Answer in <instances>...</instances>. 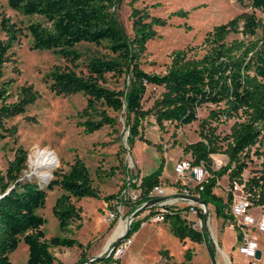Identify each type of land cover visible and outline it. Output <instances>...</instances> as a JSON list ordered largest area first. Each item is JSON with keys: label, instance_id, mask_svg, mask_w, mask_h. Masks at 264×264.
I'll return each instance as SVG.
<instances>
[{"label": "trees", "instance_id": "trees-1", "mask_svg": "<svg viewBox=\"0 0 264 264\" xmlns=\"http://www.w3.org/2000/svg\"><path fill=\"white\" fill-rule=\"evenodd\" d=\"M236 1L251 12L214 26L206 33L198 49L173 52L165 72L155 74L142 68L141 59L146 43L154 37L152 28L165 25L162 19L151 18L132 7L133 34L129 37L112 12L119 4L118 0H6L9 8L20 16H38L45 20L44 25L32 23L25 28L32 39L31 49L34 51H53L69 63L76 64L83 59L77 46L107 44L111 56L87 58V75L54 66L43 78L54 96L82 94L87 97L85 108L78 113L82 121L77 123L85 134H93L105 127L115 129L117 126L118 117L108 115L98 106L122 113L128 130L129 148L136 140H145L141 129L148 118L153 119V125L159 130H164L165 124L177 130L196 122L199 108L214 106L215 109L210 110L199 123V140L185 145L182 153L190 156L192 167L203 165L208 173L202 183L190 189L192 194L198 195L199 202L212 206L216 217L229 220L238 232L229 215L233 201L231 191L223 198L216 195L214 190L218 181L226 176L230 188L234 182L245 185L253 208L264 207V152L256 149L255 156L261 160L259 168L250 172L247 180L243 179L248 169L250 149L264 142V20L256 17V12L264 16V0ZM182 13L178 11L176 14ZM0 29L4 34V39L0 41L2 142L6 138H13L16 133L14 126L7 125L8 121L24 115L39 94L31 85H25L19 89L17 100L10 102L11 90L17 81L11 77L5 78L3 69L6 63L13 61L10 51L18 43L22 30L4 16H0ZM231 36L240 38L229 41ZM197 50L202 51L200 56ZM106 75L122 78L123 89L111 90L102 86ZM148 87L160 89V93L152 107L144 109L143 101ZM231 120L234 122L228 133H216L220 123ZM220 154L225 155L228 162L224 167L213 170L212 156ZM26 163L27 153L18 147L6 170H0V264H13L9 256L21 241L28 249L27 264L59 263L51 249L74 247L81 251L78 264L86 263L89 259L87 249L76 239L66 236L71 234L72 224L81 220L72 200H100L98 189L93 186L84 162L76 158L67 173H54V178L45 188L35 180L23 177ZM162 172L163 163L157 171L142 178L139 173L130 177L139 179L140 183L138 186L131 185L133 190L139 191L138 200L132 206L126 201L121 202L131 206L128 215L152 200L150 194L161 185ZM101 173L97 171L98 179L103 177ZM108 176H114V172ZM54 188L62 191L52 209L62 235L47 240L42 231L45 220L36 211L45 206L47 193ZM112 199L114 197L111 196L103 198L106 204ZM148 212L142 219L132 221L122 243L155 215L162 216L163 223L168 224L170 232L180 242L188 239L198 245L208 243L203 231L191 228L188 220L182 216V210L165 206L162 210L149 208ZM113 224L114 221L110 228ZM237 240H241L239 232ZM191 259V250H186L181 264H191ZM112 262L118 264L111 256L97 264Z\"/></svg>", "mask_w": 264, "mask_h": 264}, {"label": "rangeland", "instance_id": "rangeland-1", "mask_svg": "<svg viewBox=\"0 0 264 264\" xmlns=\"http://www.w3.org/2000/svg\"><path fill=\"white\" fill-rule=\"evenodd\" d=\"M119 4L112 12L117 16L125 33L132 36V7L148 14L151 18L162 19L163 26L152 28L154 37L146 43L145 53L141 59L142 68L149 73L162 74L170 64V56L173 52L198 49L207 32L214 26L225 24L242 13H250L251 10L240 6L236 0H118ZM183 11L181 15L176 14ZM0 16L10 18L22 33L18 43L10 51L13 61L5 64L3 69L5 78L16 79V85L11 90L10 102L17 100L19 89L25 85H31L39 94L34 104L27 108L24 115L8 121L9 127L16 128L15 135L0 142V170L5 171L10 161L14 159L15 151L21 147L27 153L26 169L23 177L35 180L45 188L47 183L54 178V173H67L69 166L76 158L81 159L93 180V186L98 189L100 200L84 198L80 201L72 200L80 213L81 220L71 226L69 238L76 239L87 250V257L91 260L103 257L107 251L109 242L118 224L128 223L130 207L121 204L123 200V186L132 175L139 173L142 178L159 169L163 163L161 175V187L167 193L182 184L178 179L174 168L182 161L191 162L189 155L182 153L185 145L199 140V123L205 119L212 105H205L197 111V121L190 126L180 127L165 124L164 130L154 126L152 118L142 124L144 141L136 140L129 148L127 145L128 130L124 124L122 113H114L110 109L98 106L112 117H118L115 129L105 127L93 134H85L77 125L82 121L78 116L86 106L87 97L82 94L69 96H54L47 89L43 78L54 66H61L74 70L78 74L87 75L85 64L90 57H110L107 44L101 46L80 45L77 51L81 52L83 59L76 64L69 63L56 55L53 51H34L31 49L32 39L25 28L32 23L46 24L45 20L38 16H20L12 11L6 0H0ZM256 17L264 20V16L256 12ZM240 38L231 36L229 41ZM4 34L0 29V41ZM194 54V52H189ZM202 51L197 50L200 56ZM101 85L111 90H122L123 80L119 77L105 76ZM160 89L148 87L144 97L143 107L149 109L158 97ZM32 119V120H30ZM234 120L220 123L216 133L229 132ZM215 127V124H212ZM123 149L125 150H122ZM264 152V142L250 149L248 169L243 174V179H248L250 171L259 168L260 159L256 158L255 151ZM47 151L53 154L54 164L50 169L33 173L29 165V157L35 152ZM212 169L218 170L224 167L228 159L225 155L212 156ZM97 171L102 172V178L96 177ZM114 172V176H108ZM46 173L48 179L43 180L40 175ZM192 183L189 186L192 187ZM214 193L223 198L230 191L227 177H223L217 183ZM62 194L60 188H54L47 193L45 206L36 211L38 216L45 220L42 227L45 239L49 240L61 236L57 220L52 214L56 199ZM114 197L108 204L105 197ZM208 224L203 228L207 239L211 240L215 247L214 255L204 245H198L186 239L189 250L192 252L191 264H248V260L238 253V240L236 232L231 227L229 220L216 217L214 208L207 206ZM260 209H252L250 214L257 218ZM148 210L142 212L134 220L142 219L148 215ZM116 216L113 226L111 215ZM144 228H140L130 236L132 244L118 260V264H160V260L167 256L171 264H181L184 261L182 253L183 243L176 239L170 232L168 224H152L145 222ZM79 226V228H77ZM260 245L263 254L260 264H264V235L251 233ZM109 242V243H108ZM207 245V243H206ZM186 247V246H185ZM184 247V248H185ZM217 247L219 249H217ZM51 252L60 264H78L81 251L79 248H57ZM222 252V253H221ZM169 255V256H168ZM214 258V259H213ZM28 249L21 241L17 249L9 256L13 264H27ZM88 259V260H89ZM55 262L54 264H59Z\"/></svg>", "mask_w": 264, "mask_h": 264}, {"label": "built area", "instance_id": "built-area-1", "mask_svg": "<svg viewBox=\"0 0 264 264\" xmlns=\"http://www.w3.org/2000/svg\"><path fill=\"white\" fill-rule=\"evenodd\" d=\"M261 160L259 161V164ZM174 172L178 179L182 180L181 189L176 188L171 194H167L165 189L161 186L155 187L150 194L151 199L165 198V201L155 205L154 207L162 210L165 206H171L175 209L182 210V216L188 220L192 229L202 232L204 226L208 224V221L203 220V214L207 212V208L203 205L192 201L190 198L197 199L198 195H193L191 190L194 186L202 183L208 176L207 171L203 165L198 167H192L189 161H182L176 164ZM251 172V171H250ZM250 176V175H249ZM247 180V179H246ZM245 181V179H244ZM139 179L126 180L125 188L123 190V200L130 204H134L139 198V191L133 190L131 185L138 186ZM192 183V187L189 186ZM244 184L234 182L230 191L233 196L232 205L230 207L229 215L232 216L235 225L238 228V232L241 236V240L238 242V253L248 260V264H260L263 254L261 252V260L255 259L256 251L260 250V245L256 242L255 237L251 234L255 232L259 235H264V207L260 209V215L257 218L251 216L252 203L249 201V195L246 194ZM149 214V213H148ZM112 222L115 221L116 216L111 215ZM208 219V218H207ZM148 223L158 224L163 223V218L160 215L151 216ZM145 224V223H144ZM233 228V226L231 225ZM130 245L129 239L119 244L111 254L113 261H118L125 253ZM217 244L215 243V247ZM217 249H219L217 247ZM109 248L104 256L109 254ZM111 264H116L112 262Z\"/></svg>", "mask_w": 264, "mask_h": 264}, {"label": "water", "instance_id": "water-1", "mask_svg": "<svg viewBox=\"0 0 264 264\" xmlns=\"http://www.w3.org/2000/svg\"><path fill=\"white\" fill-rule=\"evenodd\" d=\"M0 199H1V196H0ZM192 201L198 203V204H201L203 205L205 208L207 207L203 202H199V200L197 199H194V198H190ZM165 201V198H156V199H152L150 202H147L145 204H143L139 209L135 210L130 216H129V219H128V223L126 225V230L125 232L116 237L110 244H109V254L107 256H103V257H99V258H94V259H89L86 263L84 264H97L101 259H105V258H109L111 256V254L113 253L114 249L122 243V241L124 240V238L127 236L128 234V231H129V228H130V225L132 223V221L134 220V218H136V215L139 213V212H145L146 210H148L149 208H152L154 207L155 205L159 204V203H162ZM207 212H205L203 214V220L204 221H207ZM209 244V251H210V254L213 256L214 255V252H215V246L214 244L211 242V240H209L208 242ZM214 259V258H213ZM255 259L257 261H260L261 260V251H256L255 253Z\"/></svg>", "mask_w": 264, "mask_h": 264}, {"label": "bare ground", "instance_id": "bare-ground-1", "mask_svg": "<svg viewBox=\"0 0 264 264\" xmlns=\"http://www.w3.org/2000/svg\"><path fill=\"white\" fill-rule=\"evenodd\" d=\"M54 161L55 160L53 154L47 151L35 152V155L29 157L30 168L35 174L41 170H45V169L47 170L53 167ZM40 177L45 181L48 179V175L46 173L40 175ZM122 223L120 222L118 224L117 228L114 230L111 238L109 239V242L123 234L125 225H123Z\"/></svg>", "mask_w": 264, "mask_h": 264}, {"label": "crops", "instance_id": "crops-1", "mask_svg": "<svg viewBox=\"0 0 264 264\" xmlns=\"http://www.w3.org/2000/svg\"><path fill=\"white\" fill-rule=\"evenodd\" d=\"M162 180V179H161ZM165 189V188H164ZM165 192L167 193V191H166V189H165ZM167 194H171V193H167ZM144 225H146V224H143L142 226H141V229L142 228H144ZM129 241H130V244H132V241H131V239H129ZM182 243H183V245H182V253L184 254L185 253V251L186 250H189V248H188V245H187V243H186V241H182ZM201 245H204V246H206L208 249H209V244L207 243V245H206V243H203V244H201ZM186 246V247H185ZM185 247V248H184ZM128 249V248H127ZM169 256V255H168ZM164 259H161L160 260V264H171V262L167 259L168 257L167 256H165L164 255ZM122 258V257H121ZM120 258V259H121ZM119 259V260H120Z\"/></svg>", "mask_w": 264, "mask_h": 264}]
</instances>
